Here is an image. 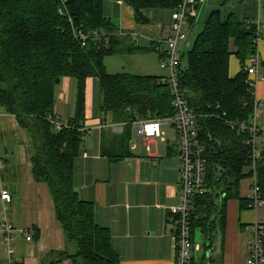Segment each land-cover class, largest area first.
I'll use <instances>...</instances> for the list:
<instances>
[{
	"label": "trees",
	"instance_id": "obj_1",
	"mask_svg": "<svg viewBox=\"0 0 264 264\" xmlns=\"http://www.w3.org/2000/svg\"><path fill=\"white\" fill-rule=\"evenodd\" d=\"M143 9L175 8L180 0H131ZM256 26L234 16L213 12L192 49L181 57L179 86L197 116L199 146L207 162L206 194L196 196L190 214L191 239L203 238V257L217 240H225L227 203L240 197L252 147L249 133L228 126L248 124L255 116V95L248 81L247 62L257 52ZM84 34L82 41L75 33ZM100 33L96 39L93 33ZM130 36H121L105 17L103 0H0V110L16 117L32 141L34 179L48 186L67 242L76 253H62L71 264H121L108 229L97 225L93 204L82 201L74 187V163L84 138L87 81H95L96 109L103 122L123 126L114 146L102 145L112 162L130 156L133 128L138 121L164 120L175 114L173 98L163 78L110 75L108 56L147 53ZM235 55L241 72L229 77ZM64 79L75 82V116L69 129L56 131V90ZM110 142V141H109ZM257 180L264 201V152L257 163ZM194 254V252H193ZM0 264L1 260H0Z\"/></svg>",
	"mask_w": 264,
	"mask_h": 264
},
{
	"label": "crops",
	"instance_id": "obj_2",
	"mask_svg": "<svg viewBox=\"0 0 264 264\" xmlns=\"http://www.w3.org/2000/svg\"><path fill=\"white\" fill-rule=\"evenodd\" d=\"M131 0H103L105 17L117 28L121 36H130L140 47L152 50L140 55L156 57L160 70L169 35L171 13L174 8H150L136 13ZM176 1V0H172ZM223 17L234 16L241 22L262 19L263 42L258 49L259 77L253 78L254 94L259 104L254 120L260 129L258 149L264 152V0H208L198 7V17L185 29L192 49L198 35L213 12ZM201 30L193 43L191 35L197 26ZM203 26V27H202ZM198 29V28H197ZM248 65V62H247ZM241 64L235 55L229 60V77L235 79ZM142 76V75H138ZM149 76V75H143ZM162 73L159 78H165ZM152 77V76H151ZM90 82V83H89ZM89 83V84H88ZM75 82L64 79L56 90L55 117L68 122L75 116ZM84 127L91 133L84 135L80 154L74 163V187L80 199L93 204L98 226L108 229L115 253L121 264H176V226L170 220L169 208L178 204L180 162L178 135L167 123L162 125L163 137L150 144L148 154L139 133L133 128L130 156L119 162L102 154V145L114 146L115 138L122 134L123 126L102 120L96 109L95 81L89 79L86 89ZM110 141V142H109ZM32 141L16 117L0 110V158L4 165L0 182L9 190L13 204L8 218L15 226L27 229L31 242L23 237L14 240L16 264H71L62 253H76V246L67 242L56 218L53 198L48 186L34 179L31 158ZM240 184V197L249 202L242 208L240 201L227 203L225 240H217L207 253V264H246L248 244L252 240V226L264 222V205L255 211L250 207L253 179L251 169ZM1 208V204H0ZM1 222V214H0ZM199 251L193 256L197 263L203 257V238ZM0 260L6 254L0 234Z\"/></svg>",
	"mask_w": 264,
	"mask_h": 264
},
{
	"label": "built area",
	"instance_id": "obj_3",
	"mask_svg": "<svg viewBox=\"0 0 264 264\" xmlns=\"http://www.w3.org/2000/svg\"><path fill=\"white\" fill-rule=\"evenodd\" d=\"M208 0H180L171 13V25L169 35L164 41L166 46L164 60L161 63V69L167 72L163 78V83L168 85L173 98V107L175 114L164 120H143L138 121L139 133L143 138L144 145L148 154H150V144L163 137L162 125L164 123L172 126L178 135V158L180 162V184L178 204L169 208L170 220L176 226V264H189L193 252L199 251V246L191 239L190 214L192 212V202L196 196L206 194V174L207 162L202 156V148L199 146L198 123L195 112L188 106L184 93L179 86V74L182 66L181 57L183 48L189 49V37L185 29L192 20L198 17V7L205 4ZM256 26V47L257 52L248 60L247 72L248 81L251 89L255 91L253 78H258L260 69V60L258 49L263 42L262 19L259 17L255 22H248V25ZM78 38L84 41L87 37L82 33H75ZM96 39L102 37L100 33H93ZM255 95V94H254ZM259 104L255 99V108ZM50 122L56 131L69 129L68 122L53 117ZM231 129L237 130L239 134L249 133L251 139L248 144L251 145L250 165L253 186L250 197V207L255 211L262 208L264 201L261 196L260 187L257 180V163L261 159V152L258 149V137L260 129L254 118L248 124L236 125L229 122ZM84 135L90 134L91 130L82 129ZM4 163L0 158V177L1 169ZM0 234L3 239V250L6 254L4 264H16L14 240L16 237H23L26 241L31 242L33 237L29 231L19 228L10 222L8 218L9 209L13 204V198L8 189L0 182ZM252 240L248 244V259L246 264H264V222L257 221L251 228Z\"/></svg>",
	"mask_w": 264,
	"mask_h": 264
},
{
	"label": "rangeland",
	"instance_id": "obj_4",
	"mask_svg": "<svg viewBox=\"0 0 264 264\" xmlns=\"http://www.w3.org/2000/svg\"><path fill=\"white\" fill-rule=\"evenodd\" d=\"M197 28L194 31V34L191 35L192 43L195 40L199 31L202 29L201 26L199 25L197 26ZM154 56L151 58L146 57V55H140V54L108 56L105 58L104 64L107 72L110 75L131 74V75H142V76L149 75L152 77H160L162 73H167V72L165 71L162 72L160 70L157 58ZM196 244L199 245L202 244L200 233H196Z\"/></svg>",
	"mask_w": 264,
	"mask_h": 264
},
{
	"label": "water",
	"instance_id": "obj_5",
	"mask_svg": "<svg viewBox=\"0 0 264 264\" xmlns=\"http://www.w3.org/2000/svg\"><path fill=\"white\" fill-rule=\"evenodd\" d=\"M56 84H57V85H60V81H57Z\"/></svg>",
	"mask_w": 264,
	"mask_h": 264
}]
</instances>
